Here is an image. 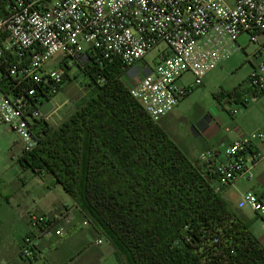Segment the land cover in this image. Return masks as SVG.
I'll list each match as a JSON object with an SVG mask.
<instances>
[{"label":"built area","instance_id":"1","mask_svg":"<svg viewBox=\"0 0 264 264\" xmlns=\"http://www.w3.org/2000/svg\"><path fill=\"white\" fill-rule=\"evenodd\" d=\"M0 16V63L12 79L0 90V124L15 133L19 159L37 144L35 122L51 124L58 110H42L46 96L56 94L68 67L100 66L118 61L130 95L154 121L172 112L192 90L179 79L202 80L247 35L256 50L247 78L253 96L264 93V0H5ZM155 52L151 62L146 57ZM62 54L60 66L46 68ZM4 62V63H3ZM82 63V66L80 65ZM87 64V65H88ZM232 98L236 102L235 95ZM245 101L240 102L244 107ZM238 110L229 112L236 114ZM258 145L263 150L258 149ZM264 158V125L241 135L225 149L199 153L197 160L212 168L214 188L249 178ZM238 209L264 221V194L247 192ZM70 208L54 217L31 214L19 259L34 261L41 239L62 238L73 225ZM87 221L82 226H87ZM101 244V240H97Z\"/></svg>","mask_w":264,"mask_h":264},{"label":"trees","instance_id":"2","mask_svg":"<svg viewBox=\"0 0 264 264\" xmlns=\"http://www.w3.org/2000/svg\"><path fill=\"white\" fill-rule=\"evenodd\" d=\"M6 6L0 0V16ZM4 64L0 90L12 80ZM62 65L64 81L72 67L83 72L89 98L56 127L36 121L37 144L18 162L53 178L118 264H264L252 222L215 190L212 168L194 161L130 95L118 61Z\"/></svg>","mask_w":264,"mask_h":264},{"label":"rangeland","instance_id":"3","mask_svg":"<svg viewBox=\"0 0 264 264\" xmlns=\"http://www.w3.org/2000/svg\"><path fill=\"white\" fill-rule=\"evenodd\" d=\"M237 45L239 48L235 46L227 60L210 72L201 84L194 85V79L189 74L181 77L179 83L192 85L191 92L171 113L158 121L194 161L199 155L195 147L203 142L223 157L233 140L249 135L264 125V95L253 96L247 83L256 63L252 58L256 48L250 45L247 35L240 36ZM154 57L155 52L149 54L146 61L151 62ZM62 58V54L57 55L47 63L46 68L60 66ZM67 72L59 93L41 102L42 110L58 107L51 120L55 127L90 95L83 72L76 67ZM234 95L236 102L231 98ZM242 101L246 102V107L240 106ZM236 109V114H229ZM6 129L0 124V264H15L13 258L18 257L22 240L30 232V215L54 217L63 211L65 204L66 208H71L72 200L61 187L45 180L41 182L36 174L23 169L12 158L17 154L18 140L14 132H7ZM249 190H252L250 182L241 181L230 193L240 198L251 192ZM42 197H46L44 202L50 204L48 211L53 213L34 211V206L40 203ZM70 211L74 217L73 211ZM246 213L252 223L257 219L249 210ZM83 220L86 219L75 215L73 225L62 238L41 239L38 244L40 253L31 264H118L111 244L97 231L90 235L92 227L90 224L82 226ZM256 236L261 243L264 242V225L257 228ZM99 239L101 244H97Z\"/></svg>","mask_w":264,"mask_h":264},{"label":"crops","instance_id":"4","mask_svg":"<svg viewBox=\"0 0 264 264\" xmlns=\"http://www.w3.org/2000/svg\"><path fill=\"white\" fill-rule=\"evenodd\" d=\"M6 131L9 132L8 129H6ZM257 148L260 150H263V147L260 145H258ZM208 149H211V148L209 145L205 144V142H203L200 146L195 147V150L198 154L203 152V151H206ZM191 152H192V150H191ZM38 177L40 178L41 182H42V180H45L47 182L52 183V185H54L56 187L58 186V185L54 184L53 178L49 175L41 174ZM241 181L250 182L252 190H249V191H251L252 193H255L257 195H263L264 194V158L250 172L249 178L238 180L235 183H232L229 186H227L226 188H224L223 191L221 192V196L223 197V199L226 202H228L232 206V208L238 210L243 216H245V218L249 219L248 215H247L248 213H246V210H241V209H238V207H237V203H238L240 198H236L235 196H232V194L230 193V190L232 188L235 189V186L237 184H239V182H241ZM58 187H60V186H58ZM45 199H46V197H42L40 199V203L38 205L34 206L35 207L34 211L44 213V214L45 213H53L51 211H48L49 210L48 207L50 204L49 203L46 204L44 202ZM66 205L67 204H65L62 209L66 208ZM70 209L73 211L74 217L76 215V216L80 217V219H82L80 212H79L78 208L76 207V205L74 204L73 201H72V206ZM59 213H61V212H59ZM54 216H56V215H54ZM83 221H87V220H83ZM263 225H264V221H262L261 219L257 218L255 220H253V223L251 224V229H252V232L255 236H256L257 228L259 226H263ZM256 238H257V236H256ZM261 245L264 248V242H262ZM13 260H14L15 264H25L18 257L13 258Z\"/></svg>","mask_w":264,"mask_h":264}]
</instances>
